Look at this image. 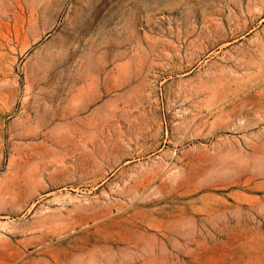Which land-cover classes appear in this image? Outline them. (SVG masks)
I'll use <instances>...</instances> for the list:
<instances>
[{"label": "rangeland", "instance_id": "rangeland-1", "mask_svg": "<svg viewBox=\"0 0 264 264\" xmlns=\"http://www.w3.org/2000/svg\"><path fill=\"white\" fill-rule=\"evenodd\" d=\"M95 55L96 122L11 133ZM0 264H264V0H0Z\"/></svg>", "mask_w": 264, "mask_h": 264}, {"label": "crops", "instance_id": "crops-1", "mask_svg": "<svg viewBox=\"0 0 264 264\" xmlns=\"http://www.w3.org/2000/svg\"><path fill=\"white\" fill-rule=\"evenodd\" d=\"M90 60H94L93 64L82 61L77 68L61 69L59 75L74 78L58 79L46 91L39 89L34 93L32 87L27 86L23 111L11 121V133L32 140L34 137L43 138L50 124L96 122L98 111L94 108L113 89V70L110 68L113 61L105 55H95ZM119 75H123L122 70ZM103 111L104 119L100 121L111 122L107 119V114H112L111 107L104 106Z\"/></svg>", "mask_w": 264, "mask_h": 264}, {"label": "bare ground", "instance_id": "bare-ground-1", "mask_svg": "<svg viewBox=\"0 0 264 264\" xmlns=\"http://www.w3.org/2000/svg\"><path fill=\"white\" fill-rule=\"evenodd\" d=\"M248 100V99H247ZM244 103V102H243ZM238 105V104H237ZM252 105V104H251ZM236 107V105H234Z\"/></svg>", "mask_w": 264, "mask_h": 264}]
</instances>
